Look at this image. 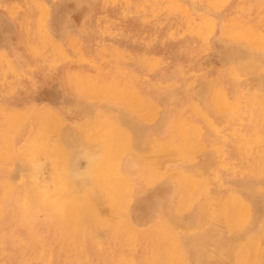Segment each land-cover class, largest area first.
<instances>
[{"label": "rangeland", "instance_id": "1", "mask_svg": "<svg viewBox=\"0 0 264 264\" xmlns=\"http://www.w3.org/2000/svg\"><path fill=\"white\" fill-rule=\"evenodd\" d=\"M262 108L264 0H0V264H264Z\"/></svg>", "mask_w": 264, "mask_h": 264}, {"label": "bare ground", "instance_id": "2", "mask_svg": "<svg viewBox=\"0 0 264 264\" xmlns=\"http://www.w3.org/2000/svg\"><path fill=\"white\" fill-rule=\"evenodd\" d=\"M261 6H262V4H261ZM263 11V10H262ZM257 15V14H256ZM263 18V17H262ZM239 22V21H238ZM242 23V22H241ZM240 24V23H239ZM250 24V23H249ZM245 25V24H244ZM259 30V29H258ZM256 31V30H255ZM261 34V33H260ZM260 39H263V38H260ZM263 45V44H262ZM221 89V88H220ZM136 94V93H135ZM253 95V94H252ZM253 104V103H252ZM255 105H256V103H254ZM258 105V104H257ZM185 106V105H184ZM261 106V105H260ZM187 107V106H186ZM262 107V106H261ZM183 108V107H182ZM139 109V108H138ZM258 109V108H257ZM261 109V108H260ZM262 109H264V108H262ZM182 110V109H181ZM260 111V110H259ZM262 113H264L263 111H262ZM260 114H261V112H260ZM260 116V115H259ZM45 119V118H44ZM260 119V118H259ZM258 119V120H259ZM107 122V121H106ZM258 122V121H257ZM264 122V121H263ZM263 124V123H262ZM180 126V125H179ZM102 127V126H101ZM94 129L95 128H99V125H97V126H94L93 127ZM107 129V128H106ZM110 130H111V128H110ZM105 131V130H104ZM193 131V130H192ZM51 132V131H50ZM264 132V131H263ZM51 134V133H50ZM184 134V133H183ZM188 134H190L189 132H188ZM119 135V134H118ZM74 136V135H73ZM103 136L105 137V134H103ZM108 136V135H107ZM186 136V135H185ZM255 136V135H254ZM113 137V136H112ZM111 137V138H112ZM49 138V137H48ZM108 138V137H107ZM121 139V138H120ZM253 139V138H252ZM251 139V140H252ZM255 139V138H254ZM101 140V139H100ZM121 141V140H120ZM155 141V140H154ZM153 141V142H154ZM253 141V140H252ZM252 141H251V143H252ZM105 142H108V140H106ZM118 142V141H117ZM156 142V141H155ZM167 142V141H166ZM112 143V142H111ZM187 143V142H186ZM185 143V144H186ZM118 144V143H117ZM120 144V143H119ZM122 144V143H121ZM258 144V143H257ZM188 145V144H187ZM251 145V144H250ZM184 147V146H183ZM118 148V147H117ZM190 148V147H189ZM259 148H261V147H259ZM79 149V148H78ZM110 149V148H109ZM114 149V148H113ZM104 150V157H105V159H103L102 161H100V164L97 166V168L94 166V169L96 168L97 169V173L96 174H94L93 176H95L96 175V177H95V182L96 183H98V184H100L101 186H103L104 185V183H105V180H106V178H107V175H105L104 174V170H106V169H104V167H105V165L106 166H109V165H107L108 163L107 162H109V161H111L112 159H113V157H114V150ZM183 149V148H182ZM116 150V149H115ZM184 150V149H183ZM78 151H80V150H78ZM159 152V151H158ZM77 153H79V152H76V154ZM84 154V153H83ZM258 154H261L260 152L258 153ZM137 155V154H136ZM264 156V155H263ZM262 156V157H263ZM178 157V156H177ZM121 158V157H120ZM101 159V158H100ZM221 160V159H220ZM80 161V160H79ZM103 161H105V162H103ZM263 161H264V159H263ZM94 164V163H93ZM113 166V165H112ZM264 166V165H263ZM107 168V167H106ZM108 168H110V167H108ZM157 168V167H156ZM34 169V168H33ZM151 169V168H150ZM262 169H263V167H262ZM38 170V169H37ZM91 170H92V168H91ZM260 170V169H259ZM92 172V171H91ZM180 172V171H179ZM42 173V172H41ZM93 173V172H92ZM151 173V172H150ZM38 177V176H37ZM216 178V177H215ZM93 179H94V177H93ZM213 180V179H212ZM92 182H93V180H91ZM60 184H63V180L61 179L60 181H59V184L58 185H60ZM103 184V185H102ZM255 184V183H254ZM121 185V184H120ZM200 187V186H199ZM211 187V186H210ZM61 189H62V187L61 188H54V190H53V192H52V194L50 195V198H54L55 199V201H60V200H62L63 199V194L60 192L61 191ZM118 189V188H117ZM184 191V190H183ZM188 191V190H187ZM44 192V191H43ZM124 192V191H123ZM128 192V191H127ZM35 193V192H34ZM40 193V192H39ZM110 193V192H109ZM115 189H114V195H115ZM120 193H121V191H120ZM185 193V192H184ZM65 194V193H64ZM183 194V193H182ZM31 195V194H30ZM47 195V194H46ZM34 196H37V195H34ZM39 196V195H38ZM44 196V195H43ZM48 196V195H47ZM46 196V197H47ZM120 196H122V195H120ZM185 196V195H184ZM42 197V196H41ZM186 197V196H185ZM43 198V197H42ZM64 198H66V197H64ZM195 198H197V197H195ZM30 199V198H29ZM46 199V198H45ZM182 199H184V198H182ZM25 201V200H24ZM27 201V200H26ZM117 201V200H116ZM181 202V201H180ZM200 202V201H199ZM5 203V202H4ZM29 203H30V201H29ZM28 203V204H29ZM47 203V202H46ZM41 204V203H40ZM179 204V203H178ZM186 205H188V204H186ZM230 205V204H229ZM40 206V205H39ZM116 207L118 206V205H115ZM44 207V206H43ZM45 207H47V206H45ZM70 207V206H69ZM241 207V206H240ZM2 208V207H1ZM38 208V207H37ZM41 208V207H40ZM53 208V207H52ZM62 215H65V216H68L69 218H70V216H75V214L77 213V212H79V210H77V208L78 207H71V208H64L63 206H56L55 207ZM86 209H87V207H85ZM181 208H183V207H181ZM185 208V207H184ZM89 209V208H88ZM112 209V208H111ZM82 210H83V208H82ZM85 210V209H84ZM113 210V209H112ZM47 211V210H46ZM56 211V210H55ZM54 211V212H55ZM81 211V210H80ZM243 211V210H242ZM84 212V211H83ZM123 212V211H122ZM57 213V212H56ZM59 216V215H58ZM61 216V215H60ZM80 218V217H79ZM77 219V218H76ZM76 219H73V220H75L76 221ZM241 219L242 218H240V211H239V214L238 213H234V214H231V216H230V223L231 224H236V223H238L239 221H241ZM79 221V220H78ZM73 222V221H72ZM77 222V221H76ZM229 222V221H228ZM227 222V223H228ZM59 223V222H58ZM208 224V223H207ZM264 224V223H263ZM58 226V225H57ZM67 226V225H66ZM69 226V225H68ZM74 226H76V225H74ZM70 227V226H69ZM157 227V226H156ZM72 228V227H71ZM70 228V229H71ZM72 230V229H71ZM73 231V230H72ZM226 231V230H225ZM74 232V231H73ZM66 233V232H65ZM187 234V233H186ZM232 234V233H231ZM123 239V238H122ZM118 241V240H117ZM234 244V243H233ZM72 245V244H71ZM239 245V244H238ZM43 246V245H42ZM49 246V245H48ZM248 249V248H247ZM250 249V248H249ZM248 249V250H249ZM246 251V250H245ZM243 255V254H242ZM202 256V255H201ZM245 256V255H244ZM239 257H240V255H239ZM196 258V257H195ZM249 259V258H248ZM236 263V262H235Z\"/></svg>", "mask_w": 264, "mask_h": 264}]
</instances>
